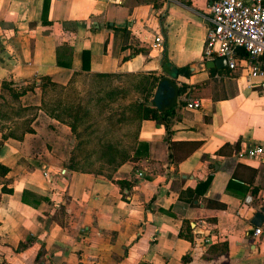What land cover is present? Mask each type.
<instances>
[{
	"label": "crops",
	"instance_id": "crops-1",
	"mask_svg": "<svg viewBox=\"0 0 264 264\" xmlns=\"http://www.w3.org/2000/svg\"><path fill=\"white\" fill-rule=\"evenodd\" d=\"M209 2L0 0V85L144 73L187 86L168 133L141 119L110 178L66 167L75 138L42 108L32 132L0 139V264H264V220L259 235L249 223L264 206V156H235L264 144V91L244 55L233 70L204 68Z\"/></svg>",
	"mask_w": 264,
	"mask_h": 264
},
{
	"label": "trees",
	"instance_id": "trees-1",
	"mask_svg": "<svg viewBox=\"0 0 264 264\" xmlns=\"http://www.w3.org/2000/svg\"><path fill=\"white\" fill-rule=\"evenodd\" d=\"M236 53L244 55L242 50H237ZM83 66L86 67V64ZM172 72L174 76L189 75L188 66L173 68ZM210 72H214V69H209ZM83 77L87 79L86 90L74 91L68 98L69 101L58 100L55 103H49L48 91L57 89L63 91V88L68 87L67 84L65 86L56 84L47 76L36 78L39 83L32 82V85L27 87H21L11 80H2L0 85V139L11 137L19 140L24 133L32 132L31 122L38 109L42 108L51 117L66 123L75 138L73 148L65 163L66 167L70 170L100 173L110 178L114 169L128 159L129 151L133 149L138 122L141 119H153L157 124H162L168 133V120L173 107L158 110L153 106L151 96L158 80L157 76L136 73L91 74L83 75ZM113 81L116 83H112ZM35 87L39 89L40 107L21 106L18 101L19 97L28 91H33ZM49 87L52 88L48 90ZM195 87L198 86L195 85ZM186 88L185 84H181L178 92ZM83 91H86L84 97L81 95ZM7 99L15 101L18 105L13 109L17 117L12 118L7 114V107H4ZM20 110L26 112L18 117ZM11 119H25L21 122L25 126L19 129L20 122L13 121L15 125L11 127L3 123ZM94 168L96 171H92ZM5 171L6 169L0 165V174ZM208 181L209 177L204 180V187ZM116 183L124 187L127 182L117 180ZM186 237L190 239L189 236Z\"/></svg>",
	"mask_w": 264,
	"mask_h": 264
},
{
	"label": "built area",
	"instance_id": "built-area-1",
	"mask_svg": "<svg viewBox=\"0 0 264 264\" xmlns=\"http://www.w3.org/2000/svg\"><path fill=\"white\" fill-rule=\"evenodd\" d=\"M206 19L203 58L224 57L226 67L233 70L237 65L236 51L242 50L248 84L264 91V0H210ZM152 47H160L159 38H155ZM185 107L196 109L199 102L196 99L187 101ZM235 156H264V144L237 150ZM136 174L141 175L140 172ZM260 233V228L253 229L254 235Z\"/></svg>",
	"mask_w": 264,
	"mask_h": 264
},
{
	"label": "water",
	"instance_id": "water-1",
	"mask_svg": "<svg viewBox=\"0 0 264 264\" xmlns=\"http://www.w3.org/2000/svg\"><path fill=\"white\" fill-rule=\"evenodd\" d=\"M204 68H224L226 66V61L224 57H218L213 60H205L203 63ZM193 68L190 66V70ZM178 87L172 78L160 77L155 85L151 101L154 107L158 110H164L171 107L177 98ZM264 220V206L258 207L257 210L253 212L249 219V223L255 227L259 228Z\"/></svg>",
	"mask_w": 264,
	"mask_h": 264
},
{
	"label": "rangeland",
	"instance_id": "rangeland-1",
	"mask_svg": "<svg viewBox=\"0 0 264 264\" xmlns=\"http://www.w3.org/2000/svg\"><path fill=\"white\" fill-rule=\"evenodd\" d=\"M34 79H35V81H34ZM86 81H87L86 77L79 76L78 78H76V80H74L73 82H71L70 84H68V87H66V89L64 91H58V89L57 90H49L50 88H52V87H49L48 88L49 91L47 93V96H48L47 98L49 100V103H52V102L55 103L58 100L59 101H62V100L69 101L70 99H68V98H70L72 96V93L74 91H78V90L81 91V89L86 90L85 89L86 88ZM32 82L39 83V80H37L36 78H32V79L25 80L23 82H17L16 84H18L21 87H23V86H26L27 87L29 85H32ZM112 83L115 84L116 81H113ZM218 85H219V83H218ZM35 89H36V87H35ZM35 89L33 91H28V92H26L24 94V95L27 94V96H28V97H26V99H24V101H27L28 103L21 104L20 97H19L18 101H19V104L21 106H37V107H40V93H39V90H35ZM35 92L38 93V96L37 97H39V101L37 100L39 102V104H37V105L31 103L34 99L37 98V97L34 96ZM82 93L83 94H81V95L84 97L86 91H83ZM24 95H22L21 97H23ZM4 107H7L6 108L7 109V114L9 116L11 115L12 118L17 117L15 110H13L14 108H17L18 107V105L15 103V101L7 99ZM25 112H26L25 110H23V111L20 110L18 112V117L19 116H23L25 114ZM36 115H37V112H36ZM24 120L25 119H20V120L11 119V120H8V121H5V122L3 121V123L6 124L7 126H10L11 127V126H14L15 125V123L13 121L20 122V124H18V126H19V129H21V128H23L25 126V124H22L21 123Z\"/></svg>",
	"mask_w": 264,
	"mask_h": 264
}]
</instances>
